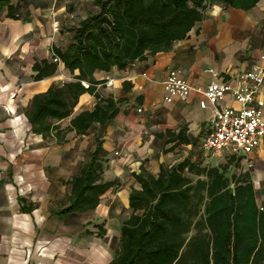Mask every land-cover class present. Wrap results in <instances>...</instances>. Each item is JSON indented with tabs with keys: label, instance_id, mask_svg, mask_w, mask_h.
Returning <instances> with one entry per match:
<instances>
[{
	"label": "crops",
	"instance_id": "1",
	"mask_svg": "<svg viewBox=\"0 0 264 264\" xmlns=\"http://www.w3.org/2000/svg\"><path fill=\"white\" fill-rule=\"evenodd\" d=\"M9 1L11 9L0 11V264H110L131 214V191L142 189L134 174L144 168L157 176L162 165L185 159L208 168L225 165L222 152H205L202 145L216 111L240 105L227 96L216 108L202 109L203 90L212 83L238 86L239 74L264 65V0L249 11L215 3L170 51L123 70L95 72L98 81H105L97 87L101 96L125 101L110 125L95 124L87 135L70 132L63 145L32 133L26 110L36 95L73 82L79 71L73 74L61 62L55 75L35 81L34 66L54 61V47L71 43L77 22L98 11L95 0ZM173 69H181L196 90L188 100L168 104L164 82ZM124 83L131 91H124ZM96 103L94 95L83 94L71 117L52 121L65 129ZM98 137L104 180L118 185L96 209L61 215L69 203L68 182L90 159ZM229 154L230 168L238 163L240 173L250 174L264 213V137L249 156L251 169L243 157Z\"/></svg>",
	"mask_w": 264,
	"mask_h": 264
},
{
	"label": "trees",
	"instance_id": "2",
	"mask_svg": "<svg viewBox=\"0 0 264 264\" xmlns=\"http://www.w3.org/2000/svg\"><path fill=\"white\" fill-rule=\"evenodd\" d=\"M259 1L95 0L98 11L77 22L71 43L65 49L54 47L60 62L79 74L73 82L53 85L34 97L26 110L31 132L63 145L70 132L87 135L95 124L107 127L125 100L101 96L97 87L105 81H98L95 72L123 70L170 51L188 38L215 3L249 11ZM9 4L0 0V11L5 6L11 9ZM60 62L36 64L35 81L55 75ZM124 91H131L130 83H124ZM86 93L97 99L94 110L81 112L65 129L53 123L71 117ZM100 137L90 159L68 182L69 203L61 215L96 209L101 197L118 185L104 180ZM229 170V164L208 168L185 159L162 165L157 176L144 168L134 174L142 189L131 191V214L110 264H264V213L257 205L250 174Z\"/></svg>",
	"mask_w": 264,
	"mask_h": 264
},
{
	"label": "built area",
	"instance_id": "3",
	"mask_svg": "<svg viewBox=\"0 0 264 264\" xmlns=\"http://www.w3.org/2000/svg\"><path fill=\"white\" fill-rule=\"evenodd\" d=\"M261 57L264 61V52ZM54 60L60 62L57 57ZM237 82L238 86L212 83L203 90L204 100L200 103L202 109L208 106L216 108L227 96L233 98L240 107L216 111L212 132L202 147L208 153L228 151L232 155L243 157L251 169L254 164L249 156L259 147L264 137V100L261 98L264 90V65L239 74ZM164 88L168 104L176 100L186 101L196 90L184 79L181 69L169 72Z\"/></svg>",
	"mask_w": 264,
	"mask_h": 264
},
{
	"label": "rangeland",
	"instance_id": "4",
	"mask_svg": "<svg viewBox=\"0 0 264 264\" xmlns=\"http://www.w3.org/2000/svg\"><path fill=\"white\" fill-rule=\"evenodd\" d=\"M231 158L232 156L229 153L226 152L221 153V160L223 164H229L231 162ZM241 171H242L241 166L238 163L233 164V167L230 168L229 170L230 174H239Z\"/></svg>",
	"mask_w": 264,
	"mask_h": 264
}]
</instances>
